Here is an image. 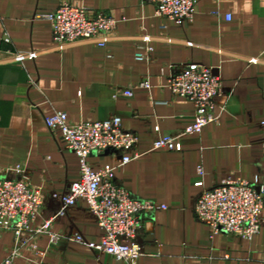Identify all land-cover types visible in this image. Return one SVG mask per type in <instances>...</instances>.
Masks as SVG:
<instances>
[{"label":"crops","instance_id":"1","mask_svg":"<svg viewBox=\"0 0 264 264\" xmlns=\"http://www.w3.org/2000/svg\"><path fill=\"white\" fill-rule=\"evenodd\" d=\"M62 1L117 20L105 47L57 48L50 23L36 15L53 12ZM4 32L11 45L0 51V173L23 164L30 182L46 192L44 216L56 210L49 193H64L79 177L77 156L44 117L54 110L66 112L70 122L119 116L143 154L116 170L115 180L136 198L168 207L144 219V254L136 264H264V224L250 240L213 235L193 211L199 166L208 188L229 177L264 183V0H197L193 20L181 25L157 16L148 0H0V38ZM8 49L38 55L14 62ZM138 53L147 58L138 60ZM180 63L211 67L220 77L225 90L215 98L217 120L184 136L181 151L152 150L154 127L177 135L192 121V103L166 87L170 65ZM145 78L150 89L118 93ZM115 160L108 152L89 157L94 169ZM75 228L87 242L100 240L82 200L52 230L67 235ZM12 246L13 233L2 232L0 263ZM38 247L43 255L23 250L14 264H125L67 238L51 244L43 235Z\"/></svg>","mask_w":264,"mask_h":264},{"label":"built area","instance_id":"2","mask_svg":"<svg viewBox=\"0 0 264 264\" xmlns=\"http://www.w3.org/2000/svg\"><path fill=\"white\" fill-rule=\"evenodd\" d=\"M155 5V14L174 24L191 22L196 13L197 0H148ZM51 25L52 38L57 48L79 43L105 47L114 36L117 20L109 13L96 11L81 5L62 1L51 13L36 15ZM11 45L9 35L4 32L1 46ZM152 52V47H148ZM12 53V61L23 62L35 58L36 52ZM138 60L147 55L138 53ZM166 87L174 96L192 103V121L180 134H161L158 126L154 131L158 136L152 143V150L181 151L182 138L201 133L203 128L217 120L214 112L215 98L220 96L225 86L213 68L199 63L170 65ZM148 79H142L118 93L132 95L135 89H150ZM46 126L58 132L65 148L74 153L79 162V177L69 184L62 193L50 192L48 197L56 205V210L44 216L46 192L30 182V173L23 164L9 166L0 173V235L13 233V246L0 264H14L23 250L37 255L44 251L38 247L39 239L49 237L51 244L61 238L86 244L97 253L111 255L125 264H136L144 254L139 239V231L144 219L156 212L166 210L165 204L133 196L123 184L115 180V171L143 153L138 149V136L121 126L119 116L103 120H81L70 122L67 113L54 110L44 117ZM263 132L264 119L259 121ZM108 152L116 158L115 163H107L94 169L89 162L93 153ZM199 179L194 183L201 190L196 197L193 211L197 219L206 224L211 234L225 233L250 240L259 233L264 224L261 210L264 204V183L258 178H225L212 188L203 185V169L197 168ZM82 200L94 215L101 235L98 242H87L75 228L67 235L53 232L55 223L68 215V211ZM41 218L38 222L37 220Z\"/></svg>","mask_w":264,"mask_h":264}]
</instances>
